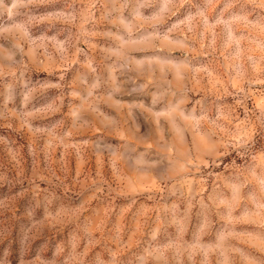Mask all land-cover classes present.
I'll list each match as a JSON object with an SVG mask.
<instances>
[{
    "label": "rangeland",
    "instance_id": "1",
    "mask_svg": "<svg viewBox=\"0 0 264 264\" xmlns=\"http://www.w3.org/2000/svg\"><path fill=\"white\" fill-rule=\"evenodd\" d=\"M0 264H264V0H0Z\"/></svg>",
    "mask_w": 264,
    "mask_h": 264
}]
</instances>
